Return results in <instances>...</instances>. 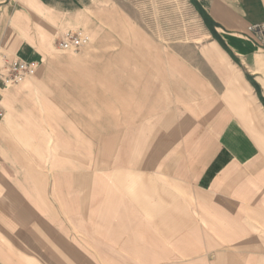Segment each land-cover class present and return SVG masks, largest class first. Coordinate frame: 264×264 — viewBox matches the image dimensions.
Segmentation results:
<instances>
[{
    "label": "crops",
    "instance_id": "0c3cea01",
    "mask_svg": "<svg viewBox=\"0 0 264 264\" xmlns=\"http://www.w3.org/2000/svg\"><path fill=\"white\" fill-rule=\"evenodd\" d=\"M107 1L0 0V264H264V0H193L201 62Z\"/></svg>",
    "mask_w": 264,
    "mask_h": 264
},
{
    "label": "rangeland",
    "instance_id": "374dc122",
    "mask_svg": "<svg viewBox=\"0 0 264 264\" xmlns=\"http://www.w3.org/2000/svg\"><path fill=\"white\" fill-rule=\"evenodd\" d=\"M103 6L121 9L126 13L125 19L137 23L139 28L159 44L163 41L171 53L175 52L198 61L199 51L206 54L204 51L210 46L211 40L198 16L193 0H109ZM84 32L91 36V43L88 45L91 46L94 38L89 31ZM81 52L80 50L76 54L79 55ZM57 54L59 57L76 55ZM57 70L65 71L64 65Z\"/></svg>",
    "mask_w": 264,
    "mask_h": 264
},
{
    "label": "built area",
    "instance_id": "2783aa9c",
    "mask_svg": "<svg viewBox=\"0 0 264 264\" xmlns=\"http://www.w3.org/2000/svg\"><path fill=\"white\" fill-rule=\"evenodd\" d=\"M262 36L264 47V23L255 28ZM56 42V51L59 53H78L91 43V36L82 30L65 31ZM38 62H28L20 58L11 59L1 74V79L6 87H13L26 82L34 77L39 69ZM5 117L0 108V120Z\"/></svg>",
    "mask_w": 264,
    "mask_h": 264
}]
</instances>
